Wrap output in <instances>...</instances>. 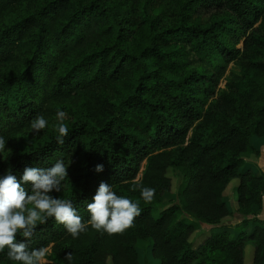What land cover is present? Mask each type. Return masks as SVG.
<instances>
[{"label": "trees", "instance_id": "16d2710c", "mask_svg": "<svg viewBox=\"0 0 264 264\" xmlns=\"http://www.w3.org/2000/svg\"><path fill=\"white\" fill-rule=\"evenodd\" d=\"M39 115L48 125L36 133ZM0 136V174L69 163L49 194L71 199L82 223L101 182L141 208L113 234L38 225L26 242L49 250L46 264H140L148 238L159 264H246L248 244L250 264H264V172L242 169L259 155L251 139L264 140V0H0ZM168 170L180 182L165 204ZM235 178L233 214L224 192ZM137 182L155 189L150 202ZM236 215L232 236L223 224ZM6 252L0 264H19Z\"/></svg>", "mask_w": 264, "mask_h": 264}, {"label": "clouds", "instance_id": "9594fccd", "mask_svg": "<svg viewBox=\"0 0 264 264\" xmlns=\"http://www.w3.org/2000/svg\"><path fill=\"white\" fill-rule=\"evenodd\" d=\"M65 116L63 110L56 113L58 122L54 130L57 133V144H63L70 131L63 123ZM47 125L48 120L39 115L31 121L30 127L38 133ZM5 145L6 140L0 136V154L6 151ZM68 164L63 159H57L50 167H25L19 178L10 169L0 174V252L7 248L6 256L9 260L19 264H46L44 257L47 250H29L26 241L31 240L38 225L46 224L49 219L63 225L75 239L89 225L102 233L123 232L132 226L134 218L140 214L138 203L117 195L110 184L101 182L91 202L86 205L89 220L82 223L71 199L53 198L49 194L61 191L62 182L68 178ZM94 170L103 171V165H95ZM29 183L30 192L25 189ZM137 189L145 202H150L155 195L154 188L142 186L138 182L132 187L133 191ZM65 259L71 261V252L65 253Z\"/></svg>", "mask_w": 264, "mask_h": 264}, {"label": "rangeland", "instance_id": "374dc122", "mask_svg": "<svg viewBox=\"0 0 264 264\" xmlns=\"http://www.w3.org/2000/svg\"><path fill=\"white\" fill-rule=\"evenodd\" d=\"M200 15H201L202 21L207 20L206 14L201 13ZM224 85H225V80L223 77L220 80V84H219L220 89L224 88ZM251 141H252V145L259 151V155L246 157L245 158L246 162L242 166V169H244V168L250 169V170L254 171L255 173L264 172V140H260V139H257L256 137H253L251 139ZM168 175L171 177L172 185H171V190H170L169 194L164 196V203L165 204H168L169 202H171L173 200L176 201L175 192H176L177 186L179 185V182H180V177L174 171L168 170ZM237 182H238V180L236 178L232 179L231 182L229 183L228 188L224 192L226 203H227L229 209L231 211H233V214L236 212L235 209L237 207L236 190H235V186L237 185ZM263 198H264V196H263ZM160 209H161L160 205L156 206L155 215H157V213ZM259 215L262 218L261 220H264V203L262 205L261 210L257 212V217L260 219ZM240 219H241L240 216L236 215V217L234 219L228 220V222H230V223L223 224V228L226 229L227 231H229V233L232 236L235 235L238 232V228L235 227V224L237 222H239ZM205 225L206 224H204V227H205ZM217 228L215 227L213 230L215 231V230H217ZM208 234H210V230H207L205 233V235H208ZM205 235L201 236V238H200V235L192 236L191 238L196 243L197 240H199V238L201 241V239ZM151 245H152L151 238H148L146 240H139L137 242L136 248H137V251L139 254L140 264H159V260L155 259L152 256ZM48 252H49V250L47 249L46 255L44 257V262H46V263L48 262V260H47ZM252 254H253V246L251 244H248L245 248V256H244L246 264H250V259L252 258Z\"/></svg>", "mask_w": 264, "mask_h": 264}, {"label": "crops", "instance_id": "0c3cea01", "mask_svg": "<svg viewBox=\"0 0 264 264\" xmlns=\"http://www.w3.org/2000/svg\"><path fill=\"white\" fill-rule=\"evenodd\" d=\"M263 196H264V195H263ZM263 203H264V198L262 199V205H263ZM259 217H260V219H262L260 215H259Z\"/></svg>", "mask_w": 264, "mask_h": 264}]
</instances>
